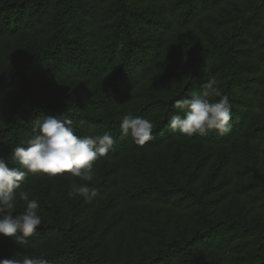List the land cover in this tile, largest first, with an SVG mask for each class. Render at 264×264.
Returning <instances> with one entry per match:
<instances>
[{
    "label": "trees",
    "instance_id": "1",
    "mask_svg": "<svg viewBox=\"0 0 264 264\" xmlns=\"http://www.w3.org/2000/svg\"><path fill=\"white\" fill-rule=\"evenodd\" d=\"M197 27L189 42L181 34L171 43L176 29ZM211 78L232 105L230 131L173 133V102ZM129 112L154 121V139H119ZM57 114L77 135L117 141L95 162L97 195L69 198V185L84 183L69 173L29 174L22 187L39 201L42 223L27 247L0 235V258L264 264V0H0V156L9 167L31 120ZM167 144H176L169 162L163 154L136 165ZM120 173L130 182L125 221L147 223L154 238L137 254L109 238L118 217L104 199L120 200L109 191Z\"/></svg>",
    "mask_w": 264,
    "mask_h": 264
},
{
    "label": "clouds",
    "instance_id": "2",
    "mask_svg": "<svg viewBox=\"0 0 264 264\" xmlns=\"http://www.w3.org/2000/svg\"><path fill=\"white\" fill-rule=\"evenodd\" d=\"M173 107L177 111L170 114L167 123L173 133L192 137L215 130L224 135L231 129L232 105L214 78L204 82L200 91L192 92L190 97L176 99ZM30 127L31 135L11 148L12 163L18 166L9 167L0 156V235L26 247L29 246L28 238L42 223L38 214L39 201L30 198L31 192L22 187L26 177L38 173L49 177L69 173L84 183H71L67 196L91 201L97 195L91 186L95 162L105 157L117 142L108 132L77 135L72 120L64 114L31 120ZM155 127L154 121L129 112L120 121L119 139L130 138L134 144L144 145L154 139ZM20 203L23 210L17 213L15 209ZM0 264H47V260L23 255L0 258Z\"/></svg>",
    "mask_w": 264,
    "mask_h": 264
},
{
    "label": "rangeland",
    "instance_id": "3",
    "mask_svg": "<svg viewBox=\"0 0 264 264\" xmlns=\"http://www.w3.org/2000/svg\"><path fill=\"white\" fill-rule=\"evenodd\" d=\"M206 23L208 26L209 25L213 26L210 22H206ZM199 29H200V27H197L194 29H190V28L189 29H180V30L176 29L175 33L173 34L174 36L171 37L172 38L171 43H176L177 39L182 35H184L185 39H187V42H189L190 37L187 34L191 32L190 30H192V32L194 31L197 34H201ZM178 35H179V37H177ZM177 66L184 67V66H182V64L177 65ZM171 87H173V84L171 85ZM175 148H176V144H173V145L167 144L165 146L164 150L149 152L148 155L146 153H140V154H138V158L136 160V165H139L140 163L148 162V160L150 158L156 159L157 156L163 155V154H164V157L168 158V162H169L171 160L172 153L175 151ZM143 156H145L144 157L145 160L142 162L140 159L143 158ZM94 169H95V171L97 170L96 168H94ZM127 179H129L128 176L121 175V173L119 174L118 184L116 186H113L112 188H110L109 191H114L113 194H117V195L120 194L121 198H120V200H117L116 197L111 198V195H110V197L107 196L104 199V202H105L104 204L111 203L113 205H116L113 212L115 211V216L118 217V224H117L116 228L113 229L109 233V238H112L111 240L114 243V245H121L122 244V249L124 250L125 253H132L136 250V254H137L139 251H141L143 249L149 250L151 248L150 246L154 243V238L145 232V228L148 227L147 223H141L139 221H136V222L131 221V223H128L125 221L126 217L130 213L129 208H122L123 199L127 194L128 184L130 183L129 181H127ZM112 189H114V190H112ZM116 207H117V210H116ZM136 208H138V207H136ZM171 215L172 216L183 215L184 216V217H182L183 219L187 218L186 213H184L182 211H175V212L171 211V212H169V216L171 217ZM119 219H121V220L119 221ZM106 239H108V237Z\"/></svg>",
    "mask_w": 264,
    "mask_h": 264
}]
</instances>
